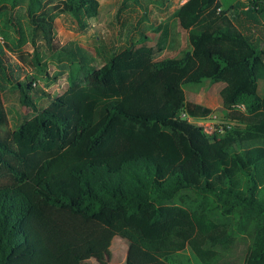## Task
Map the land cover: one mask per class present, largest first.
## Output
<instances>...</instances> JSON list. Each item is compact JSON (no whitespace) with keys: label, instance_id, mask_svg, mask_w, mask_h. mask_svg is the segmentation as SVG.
Masks as SVG:
<instances>
[{"label":"trees","instance_id":"trees-1","mask_svg":"<svg viewBox=\"0 0 264 264\" xmlns=\"http://www.w3.org/2000/svg\"><path fill=\"white\" fill-rule=\"evenodd\" d=\"M43 1L11 7L25 4L54 50ZM234 2L188 0L178 13L190 47L182 58L130 47L71 77L42 110L33 81L17 77L0 47V264H92L116 238L122 264H190L188 249L201 264H264V0ZM61 3L83 31L99 15V0ZM205 80L224 84L226 123L212 134L180 116L211 112L184 91ZM4 84L35 113L14 131Z\"/></svg>","mask_w":264,"mask_h":264},{"label":"rangeland","instance_id":"rangeland-1","mask_svg":"<svg viewBox=\"0 0 264 264\" xmlns=\"http://www.w3.org/2000/svg\"><path fill=\"white\" fill-rule=\"evenodd\" d=\"M187 1L99 0L98 17L90 20L89 28L83 31L72 16L62 11V0H44L42 11L54 21L52 44L56 49L53 50L41 35L35 34L25 4L12 9V0H0V37L5 39L0 47L15 65L17 77L28 83L33 81L32 87L38 91L32 93L34 102L42 110L67 90L71 77L82 80L85 67L99 69L130 47L155 45L167 58H182L190 47L187 34L180 27L178 13ZM251 1L235 0L234 7L251 6ZM243 9L235 13L240 16ZM243 21L240 20V24L247 32L249 25ZM18 23L26 34L23 40L16 32ZM250 28L251 33L256 30ZM260 28L264 30V26ZM147 74L148 69L142 76ZM223 86V83L212 84L205 80L184 87L187 102L211 111L204 119L213 128L226 123L220 111ZM1 89L9 126L14 131L35 113L20 103V93L14 85L4 84ZM259 92H264V81L260 82ZM122 246L125 247L119 238L114 239L112 250L93 259L92 264H122L125 257ZM183 259L190 264H201L190 249L183 254Z\"/></svg>","mask_w":264,"mask_h":264},{"label":"built area","instance_id":"built-area-1","mask_svg":"<svg viewBox=\"0 0 264 264\" xmlns=\"http://www.w3.org/2000/svg\"><path fill=\"white\" fill-rule=\"evenodd\" d=\"M220 11H221V9H218V12H220ZM0 43H2V44L5 43V39L3 37H0ZM180 116L182 119H184L186 121L199 124L200 127H202L207 134H212L215 130H217V128H213L212 126H210L206 122V119L194 118V117L190 116L188 113H186L185 111L181 112ZM218 129L221 130V127Z\"/></svg>","mask_w":264,"mask_h":264},{"label":"crops","instance_id":"crops-1","mask_svg":"<svg viewBox=\"0 0 264 264\" xmlns=\"http://www.w3.org/2000/svg\"><path fill=\"white\" fill-rule=\"evenodd\" d=\"M243 22H245V21H243ZM239 25L240 26H242L240 23H239ZM262 34L264 35V30H262ZM114 241V240H113ZM121 242H122V240H121ZM113 243V242H112ZM123 243V242H122ZM124 244V243H123ZM112 246V245H111ZM113 247H114V245H113ZM112 247V248H113ZM123 247V249H124V252H125V257H124V259H123V261H122V263L125 261V258H126V249H125V247L124 246H122ZM109 250H112L111 248L109 249Z\"/></svg>","mask_w":264,"mask_h":264}]
</instances>
